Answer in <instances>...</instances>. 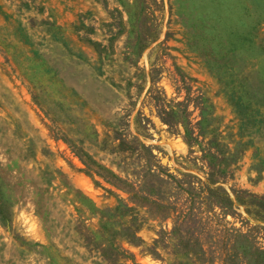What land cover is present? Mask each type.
Returning a JSON list of instances; mask_svg holds the SVG:
<instances>
[{"label": "rangeland", "instance_id": "rangeland-1", "mask_svg": "<svg viewBox=\"0 0 264 264\" xmlns=\"http://www.w3.org/2000/svg\"><path fill=\"white\" fill-rule=\"evenodd\" d=\"M201 246L264 264V0H0V264H209Z\"/></svg>", "mask_w": 264, "mask_h": 264}, {"label": "trees", "instance_id": "trees-1", "mask_svg": "<svg viewBox=\"0 0 264 264\" xmlns=\"http://www.w3.org/2000/svg\"><path fill=\"white\" fill-rule=\"evenodd\" d=\"M97 44V43H95ZM240 101V100H239ZM232 103V102H231ZM234 104V103H232ZM49 129L52 131V128L49 127ZM141 147L145 148L146 146L140 142ZM82 153H77V155L79 156L80 160L82 161V163L85 166V171L90 173V174H96L99 177H101L103 180H105L106 182L112 184L113 186L122 189L120 182H125L126 179H124L122 176H120L119 174L115 173L114 171H112L111 169H107L105 167H102V165L98 164L90 155H88L87 153H83V151H81ZM125 153L129 154L130 157L134 156L135 160L139 163V165H143L149 172H151L154 176H157L160 180H163L164 177L163 175H161L157 170L158 168H161V164L157 161H153L150 157V155H147L142 149H126ZM151 155L153 156V154L151 153ZM142 160L144 163H142ZM125 192L127 193H131L133 194V192L131 190H125ZM139 199V198H138ZM135 199V203L137 206H143L147 209L150 207V205L152 204H157V206L160 209H166L168 210V213H170L172 211V208L174 209L175 207H171V202L168 201L167 198L165 197H161L158 195L152 196L148 191L146 193V195H143L141 197V199ZM123 203V202H122ZM127 208H131L128 207V205H126ZM190 209V208H189ZM177 212V209H175ZM180 214H182V211H179L176 215V217H180ZM182 216V215H181ZM194 234V235H193ZM192 234V236L197 240L198 239V234H195V232ZM127 238H136L135 235V229L132 230V234L126 236ZM189 242H183L184 246H188ZM103 248V249H102ZM121 248V252L123 253H127L128 251L123 248ZM114 250V253L112 252L111 255L113 256V254L117 253V250L114 248L112 249ZM101 252L103 253V255L108 259L110 258L111 255H109L106 251H104V247H101ZM184 254H197V251L194 249H186L184 252ZM199 253L203 254V257L199 258L198 261H202L205 260L206 262H208L209 264H212L214 262L215 259H212V257H204V254H206L205 250L203 249V246L200 247L199 249ZM222 257H220L221 259ZM224 258V257H223ZM221 260H224V259ZM259 264H261V261L258 262Z\"/></svg>", "mask_w": 264, "mask_h": 264}]
</instances>
